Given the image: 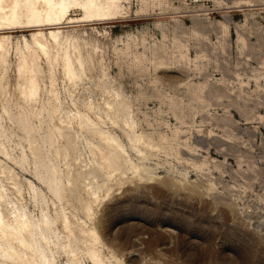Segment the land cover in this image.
I'll use <instances>...</instances> for the list:
<instances>
[{
  "label": "rangeland",
  "instance_id": "374dc122",
  "mask_svg": "<svg viewBox=\"0 0 264 264\" xmlns=\"http://www.w3.org/2000/svg\"><path fill=\"white\" fill-rule=\"evenodd\" d=\"M119 2L115 19L62 26L61 37L73 35L82 47L77 80L58 63L52 92V67L39 53L35 101L19 77V47L34 30L8 29L9 51L0 55V148L7 151L0 188L9 201L2 212L12 218L18 204L37 225L42 215L51 219L49 245L38 239L47 264H71L73 240L76 259L90 263L79 240L84 226L97 232L107 264H264V0ZM79 111L117 138L125 174L108 173L97 147L105 144L91 125L74 121ZM33 150L63 174L72 164L77 185L65 199L45 185ZM89 167L100 172L90 185L100 195L91 219Z\"/></svg>",
  "mask_w": 264,
  "mask_h": 264
},
{
  "label": "bare ground",
  "instance_id": "6f19581e",
  "mask_svg": "<svg viewBox=\"0 0 264 264\" xmlns=\"http://www.w3.org/2000/svg\"><path fill=\"white\" fill-rule=\"evenodd\" d=\"M119 1L120 0H0V55L9 51L7 46L9 39L7 35L8 29L23 28L34 30L31 33V39L24 37V46L19 47V77L23 79V81L20 82L21 85H19L28 101L37 100L40 92L39 74L43 71L39 63V53L41 52L45 53V55L42 54L44 55L43 58L45 59L47 56L46 62L48 61L49 65L52 67H50L52 92H56L54 87L57 83V77L54 68L56 65H59L58 63H61L60 65L63 67V73L70 80L75 81L83 74L82 70L85 58L81 44L73 35L61 37L62 26L66 23L73 24V22L84 23V21L91 22L96 20L105 21L115 19L121 12V4ZM77 9L81 10L83 14L73 17L71 13L73 10ZM56 99L60 101L58 96H56ZM60 108V102L52 105V112L50 111V113H52V119L55 118L56 113L58 114ZM108 108H114L113 102L108 103ZM59 120L62 122L65 121L61 116ZM74 121L80 127L91 125L89 128L90 132L98 135L104 142L105 148H101L100 146L97 147L101 149L102 160L107 163L103 165L111 170L108 173L113 174V172L120 170L121 174H125L126 171L121 168V162L124 156L119 149L120 145L117 142V138L109 131L104 130L102 127H98L101 123L100 121L95 122L90 120L88 122L86 114L81 111L75 115ZM114 122L115 121H112V123ZM24 126H29L27 120L24 122ZM55 126L59 129V135L63 137L61 125L55 124ZM141 140L142 136L140 135L137 137L136 141L138 142ZM56 141L60 142L59 138H57ZM0 152L3 154L7 153L5 149L1 148ZM33 153L38 154L40 166L43 167L46 173V176H42L45 185L57 199H65L66 189H72V187L77 185V179L75 180L71 174L72 164L66 165V174H63V170L59 169L56 164H47L45 158L41 156L37 150H33ZM59 153L60 149L58 147L56 148V156H58ZM131 164V167L134 168L135 171H138L139 166L135 163H130V165ZM91 168L92 167H89L87 170L88 174L91 176L90 181L87 183L89 186L88 192L90 198L85 200L84 203L86 215L90 219L93 214L92 204L100 200L98 192L90 188V185L93 183V178L100 174L99 167H95V169ZM82 174L83 172H78L79 177H81ZM65 175L68 179V185L64 183ZM105 185L104 183L103 186ZM2 203L8 205L9 201L6 199V194L0 188V205ZM10 216H12V218H8L4 215L0 208V252L3 256V261L0 262V264H47L43 261V257L39 252L38 239L49 245L44 229L51 228V219L42 215L41 225H37L27 216L24 208L18 204L12 206ZM82 230V238L79 240H81L87 248V258L90 261L89 264H107L96 247V242L99 239L97 232L85 228V226ZM1 240H3L4 243H2ZM75 241H77V238H75ZM74 243L76 242L73 240L67 245L68 253L71 255V264H88L84 259H76L77 257H75V255H77L79 247L74 248ZM72 257L76 260L74 261Z\"/></svg>",
  "mask_w": 264,
  "mask_h": 264
}]
</instances>
